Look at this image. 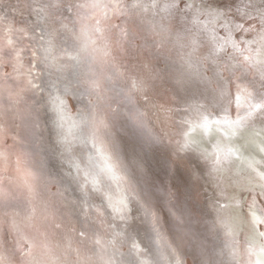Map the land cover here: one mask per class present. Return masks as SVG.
Listing matches in <instances>:
<instances>
[{"label":"snow or ice","instance_id":"snow-or-ice-1","mask_svg":"<svg viewBox=\"0 0 264 264\" xmlns=\"http://www.w3.org/2000/svg\"><path fill=\"white\" fill-rule=\"evenodd\" d=\"M65 9L71 17L64 15ZM209 9L184 4V0H167L162 5L157 0L151 5L141 0H39L33 25L14 28L0 15V231L6 226L15 238L7 252L0 251V264H186L187 251L194 254L193 264H233L235 242L230 240L225 245L231 249V259H220L224 249H217L209 236L197 235L190 227L194 210L178 206L170 188L157 187L152 165L157 163V150L164 144L166 133L149 132L133 145L135 155L130 161L121 158L122 137L128 135L121 117L132 128L144 129L148 113L140 102L152 104L165 84H170L177 95L195 97L197 84L207 81L205 72L211 70L219 78L212 101L230 105L228 86L235 82L237 118L230 120L229 108L222 107L217 121L234 129L244 127L242 99L247 104L245 116L264 109V60L253 62L244 55L231 30L225 37H217L215 29L209 30L207 25L196 32H174L170 26L152 21L146 29L154 38L149 44L148 37L142 35L144 30L128 24L135 18L143 22L149 11L153 17L163 14L161 21L193 11L224 15ZM114 17L125 21L112 23ZM192 22L198 24V16ZM30 32L35 43L30 48L18 44V39L29 37ZM200 32L211 33L203 55ZM14 33L21 35L14 39ZM141 40L143 43H138ZM152 46L168 53L164 68L154 67L157 57L139 59L138 50L142 55ZM229 46L240 55H230L233 63L222 65L220 57ZM25 51H30V60L25 59ZM39 75L47 77L42 84L36 82ZM69 96L84 101L75 112L69 109ZM152 106L165 122L171 119V108L159 103ZM194 110L199 115L198 126L207 129L204 105L197 102ZM45 116L47 121H43ZM42 122L51 126L54 157L67 165L60 179L43 166H35L34 153L28 148L30 143H41L42 132L47 131ZM9 139L12 143L7 142ZM77 144L91 150L82 157L76 152ZM186 144L180 145L170 159L171 179L178 182L183 181L176 175L181 168L190 172L179 154ZM53 182L55 192L51 191ZM73 184L78 195L69 200L66 193ZM260 189L264 197V183ZM247 190L253 195L245 201L246 218L254 228L264 225V205L257 206L254 187ZM158 192L174 227L171 238L163 231L168 221L160 215L164 207ZM97 199L101 203L97 204ZM69 204L78 206L83 217L78 239L74 227L54 230L62 228L57 222L60 207ZM134 207L147 225L149 244L144 247L138 240ZM216 227L214 224L209 230L211 235ZM220 227L226 226L221 223ZM257 234L264 238V232ZM231 235L229 228L225 236ZM246 248L251 251V245ZM259 251L264 256V246ZM245 264H264V260L249 259Z\"/></svg>","mask_w":264,"mask_h":264},{"label":"bare ground","instance_id":"bare-ground-1","mask_svg":"<svg viewBox=\"0 0 264 264\" xmlns=\"http://www.w3.org/2000/svg\"><path fill=\"white\" fill-rule=\"evenodd\" d=\"M74 2V0H73ZM142 3L151 5L153 0H141ZM161 5L167 0H157ZM194 4L200 6H210L209 10L224 13V15L216 17L207 15H199L193 11L178 16L175 19L165 18L161 21V15L153 17L151 11L144 17L141 22L139 18L129 20L130 27H137L142 31V35L148 37V43L151 44V36H148L146 29L149 22L164 23L172 28L183 31L191 29L196 32L197 28H203L205 25L211 29H215L217 37H225L231 30L232 39L240 44L244 50L243 54L252 58L253 62L264 60V0H184V4ZM39 6V0H0V15L7 17V21L13 24L14 28L33 25L37 20L36 9ZM183 7V4L181 5ZM64 15L71 17L66 9ZM198 16L199 23L193 24V17ZM125 18L114 17L112 23L123 24ZM21 34L14 33L13 38L17 39ZM29 37L18 39V44L27 45L29 48L35 43ZM198 39L201 42L200 54H206L211 41V33L205 34L200 32ZM143 43V41H138ZM168 53L165 50L159 52L154 46L145 49L142 55L138 57L141 60L158 58V62L154 67L164 68L165 58ZM230 55L240 54L235 52L232 47H227L220 57V63L232 64L229 59ZM175 57V52L172 53ZM26 60L31 59L30 51H25ZM242 59V57H241ZM10 70V69H6ZM40 73V67L36 69ZM252 70L249 69L248 79H251ZM205 75L208 80L197 84V94L195 97L191 95H177L170 84H165L160 94L153 98L152 104L145 106L143 101L140 107L144 108L148 115L145 120V128L137 130L131 127L126 118L121 117V123L128 129V135L122 137L123 151L121 158L130 161L135 155L133 145H138L150 132L153 135H165L164 144L159 147L156 154L157 163L152 165V171L157 178V187L163 189H171L176 194L178 206L194 210L190 220V227L197 235L209 236L212 243L217 249H224V254L220 259L229 261L231 259L229 253L231 249L226 247V243L230 240L234 241L235 259L233 264H245L247 260L253 262L264 260V256L260 254V248L264 246V238L257 233L264 232V225H258L255 228L246 218L248 205L245 201H250L253 193L247 189L255 188L257 206L264 205V197L260 196V185L264 183L261 176H264V109H257L251 116H245L247 104L240 101V115L244 117L242 128H231L227 124L217 123L220 120L222 107H228L230 120L235 121L237 118V92L235 82L230 86L231 104H221L213 102L212 97L214 89L219 79L211 70H207ZM229 76L228 73H223ZM231 78V77H229ZM47 77L39 75L37 83H43ZM243 86L244 82H240ZM251 91V89H249ZM204 105V115L208 116L209 126L207 129L198 126L200 119L198 113L194 110L196 103ZM84 101L77 100L71 96L68 97V106L73 112L78 104ZM164 104L172 109L169 119L165 122L162 115L158 113L153 104ZM192 106V107H190ZM231 114L234 117L231 118ZM48 117H43V121H47ZM47 131L42 132V141L39 146L29 144L28 148L34 153V164L37 167L43 166L56 179L64 177L67 171V165L62 163L59 158H55L53 154V132L50 124L42 122V128ZM15 132V129H13ZM187 133V136H185ZM21 135H24L21 129ZM183 151L179 154L186 162L185 168H181L176 174L183 178L182 182L171 179L172 170L170 167V159L172 154L178 150L180 145H184ZM8 143H12L9 139ZM179 142V143H178ZM90 147L76 145V152L83 157L84 153L89 152ZM219 157V159H217ZM221 175L223 178L221 179ZM198 177V179H197ZM65 182L67 179L65 177ZM237 182H239L237 184ZM51 191H56V184L53 182ZM78 193L75 191V185H71L66 196L69 200L76 198ZM157 197L164 211L160 213L161 217L168 222L163 225L165 235L171 238L174 233L170 217L167 215L166 206L163 204L162 193H157ZM99 204L101 201L96 200ZM133 216L138 217L136 221L138 240L143 241L142 247L149 244L146 235L147 225L143 218L133 208ZM58 223L62 228L55 231L67 230L75 228L78 232L83 227V217L80 209L76 205H67L60 207L58 212ZM118 223V221H117ZM226 227H220V224ZM216 225V232L211 235L209 230ZM231 229V237H226L225 232ZM14 236L8 233L5 226L0 231V251H5L13 246ZM251 245V251L246 248ZM116 259H120L119 256ZM186 264H193L194 254L187 251L184 255Z\"/></svg>","mask_w":264,"mask_h":264},{"label":"water","instance_id":"water-1","mask_svg":"<svg viewBox=\"0 0 264 264\" xmlns=\"http://www.w3.org/2000/svg\"><path fill=\"white\" fill-rule=\"evenodd\" d=\"M234 117V114H231V118H233Z\"/></svg>","mask_w":264,"mask_h":264}]
</instances>
